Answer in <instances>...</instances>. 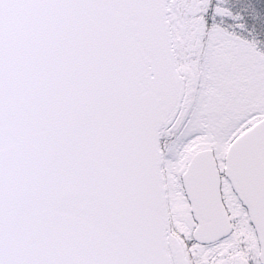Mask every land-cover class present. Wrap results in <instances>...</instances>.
<instances>
[{
    "label": "snow or ice",
    "instance_id": "6c2138e0",
    "mask_svg": "<svg viewBox=\"0 0 264 264\" xmlns=\"http://www.w3.org/2000/svg\"><path fill=\"white\" fill-rule=\"evenodd\" d=\"M0 264H264V0H0Z\"/></svg>",
    "mask_w": 264,
    "mask_h": 264
}]
</instances>
